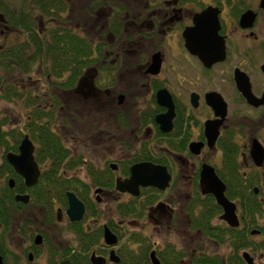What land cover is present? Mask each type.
I'll return each instance as SVG.
<instances>
[{"label":"flooded vegetation","instance_id":"1","mask_svg":"<svg viewBox=\"0 0 264 264\" xmlns=\"http://www.w3.org/2000/svg\"><path fill=\"white\" fill-rule=\"evenodd\" d=\"M89 1L90 6H83V10L76 0H71L72 10L68 23L83 33H88L93 39V62L83 68L74 87L62 88L50 84L51 88L46 89L47 95L51 97L47 101L51 107L54 104L52 98L60 97L62 104L56 109L65 117V121L55 129L61 130L62 140L65 148L70 151L71 158L79 159L77 165L70 169L65 167L63 175L69 179L79 178L80 184L90 190L97 216L84 220L87 204L74 190H68L67 193L74 192L86 208L84 217L79 221H72L67 214L69 200L67 207L56 203L55 218L54 215L45 217L46 209L37 205L42 209L44 216L42 225L27 217L21 220L16 230L23 245L18 251H0L4 264H78L75 256L81 255L82 252L76 225L81 221L85 229L94 231L100 237L103 228L101 240L105 247L95 246L97 248L91 252L89 258L91 264H95L93 255L104 258V264H123V260L124 264H129L132 259L131 254H126V247L137 248V244L133 245L132 240L136 233L147 235L153 243L149 254L151 264H154L153 257L160 264H168L170 258L164 254L168 246H175L185 252L180 264H184L187 259H190L188 264H196L197 255L207 252L194 251L190 254L185 246L172 240L178 235L172 239L165 238L159 243L151 233L145 232V227L143 228L146 224H151L154 230L164 228L166 220L170 222L174 219L176 208L173 207L175 202H171V199H174L179 188L185 185L186 178L189 179L190 190L187 195L177 197V201L180 203V198L182 200L189 230L206 240L218 243L216 239L206 236L201 228H197L195 220H211L212 225L214 223L234 229L240 228L255 240L254 246L241 250L242 257L248 252L253 264L255 255L264 260L263 250L258 249L256 243L264 239V162L258 165L252 156L254 140L260 141L264 146V140L262 141L257 127L253 126L262 122L260 115L264 119V102L254 105L244 93L250 88L257 98L264 97V57L258 58L264 54V26H260L264 15L263 0ZM204 11H207L212 19L217 15L218 34L224 41V50L215 49L213 54L207 41H197L198 26L195 17ZM82 12L103 21L98 27L95 26L97 35L92 36L89 30L85 29L82 20L77 25L73 24L78 20L74 19V15ZM246 14L249 16L244 17ZM0 21L7 29L13 28L4 18L2 11ZM40 25L46 29L42 22ZM191 28H194V34L191 35L193 44L198 47L208 45L209 57L212 60L210 65H206L201 57L187 46L184 34ZM16 31L18 33L16 32L15 36L2 34L0 46H5V43L13 38H20L22 30L18 28ZM215 44L218 48L221 42L217 41ZM69 75L70 73L65 74ZM36 80L39 83L43 79L37 75ZM39 88L44 89L41 84ZM160 91L167 92L174 103L173 128L169 132L162 131L156 121L159 114L168 110L167 106L158 101ZM73 93L81 102L83 111L97 109L109 113L112 120L109 123L114 124L116 130L113 137L122 145L123 156L117 158L116 163L112 162V158H106L104 165L99 164L87 154L76 151L71 145L70 141L75 137L69 134L70 127L80 122L81 114L78 105L77 115L75 105L66 104L65 98ZM153 113L155 117L154 121H151ZM33 143L36 159L39 143ZM146 155L155 156L157 162L144 159ZM2 158L1 155L0 160ZM162 161L166 163L163 164ZM141 162L166 166L171 175L169 186L165 189L141 186L139 195L118 190L117 179L130 177L133 165ZM38 164L41 172L39 182L46 167L39 162ZM204 165L212 166L224 184V195L234 208V217L231 219L226 217V208L218 201L215 193L205 191L206 185L201 182ZM51 170L53 172V169ZM234 173H238L241 178L234 181ZM16 174L17 179L11 178L9 181L11 188H14L18 181L21 185L20 191H16L15 200L17 194L30 195L29 202L16 200L19 203L20 215L25 208L36 206L32 203L31 189L38 182L28 186L25 178L17 172ZM113 180L114 185L111 186ZM101 193L113 196L114 206L111 209L103 208L99 198ZM134 204L138 206L133 208ZM128 209L130 214L124 216ZM63 217H66V220H63ZM226 220H239V225L232 226ZM250 220H257L258 224L253 225ZM54 222L66 224V230L72 235L70 242L57 243L54 236L50 235V226ZM106 228L118 238L114 245L105 241ZM169 231H172L171 227ZM225 245L231 251L230 246ZM112 253L116 261L112 260ZM244 260L249 264L245 258ZM143 262L146 263V260Z\"/></svg>","mask_w":264,"mask_h":264},{"label":"trees","instance_id":"2","mask_svg":"<svg viewBox=\"0 0 264 264\" xmlns=\"http://www.w3.org/2000/svg\"><path fill=\"white\" fill-rule=\"evenodd\" d=\"M92 5L94 8V1ZM71 10V0H31L29 10L25 7L17 10L11 1L0 0V11L4 13L8 24L22 30L20 38L12 37L13 39L5 43V46H0V104L2 101L18 103L29 111L27 124L21 128L11 126L10 118L0 107V158L1 155L3 156L0 160V251L9 249L6 233L12 230L19 212V203L15 200V194L21 187L19 181L14 188L10 187V179L16 178L17 174L5 156L8 152H18L25 134H29L33 141L39 143L36 159L46 167L38 184L31 189L32 203L36 206L42 205L46 209L45 217L50 218L54 215L55 218L56 203L67 207V191L74 190L87 204L84 220L97 216L90 190L80 184L79 178L69 179L63 175V169L77 165L79 159L71 158L70 151L65 148L62 140L61 130L55 129L65 121L61 112L56 109L62 104L60 97L52 98L54 104L51 107L46 102L51 98L46 99L45 93L29 83L32 79L30 74L40 66L39 71L43 70L41 77H45V81L62 88H71L76 85L83 68L92 64L94 41L88 33H83L76 26L69 25L68 16ZM41 17L49 21L46 29L40 25V22H43ZM67 73L70 75L65 76ZM154 117L155 113L152 114L151 121H154ZM154 157L146 155L144 159L157 162ZM162 163L166 162L162 161ZM102 177L101 174V179ZM238 178H241L238 173L232 175L234 181ZM113 185L114 180L111 186ZM134 206L138 205L134 204L133 208ZM129 214V209L124 212V216ZM250 222L253 225L258 224L257 220ZM195 223L206 236L216 239L220 244H228L231 248L227 256L218 253L197 255L196 264H247L241 250L255 245L252 235L249 236V233L240 228L234 229L214 223L212 225L211 220H195ZM76 228L82 252L79 256L74 255L76 263L78 261V264H91L89 259L91 252L97 247H105L101 240L103 228L101 237L94 231L89 232L85 229L83 221L79 222ZM132 240L133 245L137 244V248L126 247V254H131L132 259L129 264H151L149 254L153 243L150 242L149 237L136 233ZM256 243L258 249H262L264 253V239ZM96 245L98 246L95 248ZM167 249L164 253L170 258L167 263L180 264L185 252L176 249L175 246H168ZM144 260L146 263L143 262ZM124 262L125 260L123 264Z\"/></svg>","mask_w":264,"mask_h":264},{"label":"rangeland","instance_id":"3","mask_svg":"<svg viewBox=\"0 0 264 264\" xmlns=\"http://www.w3.org/2000/svg\"><path fill=\"white\" fill-rule=\"evenodd\" d=\"M11 1L17 10H20L21 7H25V9L29 10L31 9V0H9ZM76 3L81 9L84 10V7L90 6L89 0H76ZM76 6V7H78ZM141 8V6H138ZM93 15V14H92ZM43 20V26H47L49 24V21L45 17H41ZM74 19L77 22H73V24L77 25V23L81 20L84 22L85 29L89 30V33L92 36H95L98 34L97 28L100 23L103 21L98 19L97 17H90L87 13H80L75 14ZM261 25L264 26V15L261 18ZM96 26V27H95ZM91 29V30H90ZM4 30V32H0V43H2V34H8L9 36H15L16 32L18 33V29L16 28H9L7 29L4 25H2V21H0V31ZM264 57V54H261L258 58ZM264 60V59H262ZM40 66L34 69L33 73L30 74L32 77L31 81L29 83L36 87L38 90H41L43 93H45V98L49 99L51 98L50 95H47V89L50 88V81H45V77L42 78L43 80H40L39 83L36 80L37 75L41 76ZM264 85V82H262ZM39 84L43 85V90L39 88ZM264 87V86H263ZM126 88V86H124ZM58 95V93H54ZM66 104L75 105V109L77 108V105L80 109L81 114H79L80 122L74 123V126L72 128L70 127V133L74 135L75 139L71 142V145L75 148L76 151L82 152L84 155L87 154L90 158L96 160L97 163L104 165V161L106 158H112L113 163H116L117 158H120L123 156L121 148L122 145L118 143L115 140V137H113V133H116V130L114 128V124H110L109 122L112 121L111 117L109 116L108 112L94 109V110H82L81 102H79L78 97L75 93L72 95H68ZM47 102V101H46ZM0 107L4 114H6L10 118V125L15 127H24L27 124V117L29 115V111L24 107L22 104L18 103H6L4 101L1 102ZM68 108V106L66 107ZM71 108L69 107L68 110ZM76 110V114L78 115ZM66 112V111H65ZM65 118V117H62ZM134 118V117H133ZM260 119L262 122L259 125H253L254 127H257V131L260 133V137L262 141L264 140V119L260 115ZM135 120V119H134ZM79 131H78V130ZM256 129V128H255ZM78 131V132H77ZM75 133V134H74ZM264 143V141H263ZM71 146L70 144H68ZM100 166V165H99ZM103 167V166H101ZM191 168V167H189ZM189 179H185V185L183 187L179 188V191L176 195V197L171 199V202H175L174 206L176 208L174 213V219L169 222V220H166L164 222V228H157L154 230L151 227V224H146L143 226L145 232L151 233L154 236V239L162 243L163 239L165 238H174L175 235H178V237H175V240L180 245L185 246L187 248V251L191 254L194 251H205L207 253H213V254H221L222 256H227L230 252L229 247L225 244H219L215 243L209 240L204 239L200 235L192 233L188 228V220L186 219V215L184 214L182 200L180 198V203L177 201V197L179 198L180 195L185 196L188 194L190 190V183L188 184ZM99 198H101V201L103 203V208H109L111 209L114 206V198L113 196H110L109 194H99ZM31 218L33 219L38 225H42L44 216L42 214V209H40L37 206H30L25 208L21 214H17L16 220H19L18 222H15L12 226V230H10L8 233H6V239L8 243V247L11 250H19L22 245L23 241L17 234V228L18 224L21 222L23 218ZM63 220H66V217H63ZM151 223V222H150ZM147 227V228H146ZM171 227V232L169 231ZM50 235L54 236L57 243H68L72 240V235L66 230V224L61 223L57 224V222H54L50 226ZM159 231V232H158ZM1 232V228H0ZM171 240V241H172ZM173 242V241H172ZM13 258V256H11ZM190 259H187L184 264H188ZM255 264H264V260L259 255H255Z\"/></svg>","mask_w":264,"mask_h":264},{"label":"water","instance_id":"4","mask_svg":"<svg viewBox=\"0 0 264 264\" xmlns=\"http://www.w3.org/2000/svg\"><path fill=\"white\" fill-rule=\"evenodd\" d=\"M264 5V0H263ZM249 14L244 15L248 17ZM243 17V19H244ZM208 15L207 11L197 14L195 17L196 25L198 26L197 41L200 43H205L206 41L211 45L212 54L215 49L220 51L224 50L223 38L218 34L219 23L218 17L215 14L214 18ZM194 28L189 29L185 32V37L187 41V46L190 50L195 51L206 65H210L212 60L209 57L208 45L196 46L193 44ZM220 41L221 45L217 48L216 42ZM215 61V60H214ZM244 91V89H243ZM245 96L248 98L250 103L254 105H259L264 102V97L259 99L251 92L250 88L244 91ZM158 101L161 105L167 106L168 110L165 113L159 114L156 118L157 123L160 125L161 130L164 132H169L173 128V118L175 116L174 103L171 96L165 91H160L158 93ZM208 126V125H207ZM196 145V144H192ZM191 145V146H192ZM199 147V145H197ZM35 145L30 139L29 134H26L21 141L19 146V152H8L6 157L8 162L13 166L15 171L25 178L26 184L32 186L38 182L40 176V168L35 161ZM252 156L258 165L264 162V146L258 140H254L252 147ZM171 180V175L166 166L155 164L153 162H141L133 165L131 169V176L125 179H117V189L120 191H128L134 195L140 194L141 186H155L160 189H165L169 186ZM201 182L202 185H206L205 191H213L218 198V201L226 208L228 213L226 217L232 218L234 208L231 203L226 199L224 195L225 186L219 177L216 175L215 170L210 165H204L201 172ZM11 186H14L13 180L11 181ZM69 207L67 209V214L72 221L81 220L86 212L85 204L74 192H68ZM16 200L29 202L30 195L28 194H17ZM232 226H238L239 220H226ZM105 241L109 245H114L118 242V238L108 229L105 230ZM114 253V252H113ZM112 253V260L116 261L114 254ZM244 258L249 264H253L248 252L244 253ZM95 264H104L105 259L101 257H96L93 255L92 258ZM154 264H160L159 261L153 257ZM0 264H4L3 256L0 253ZM65 264H69L68 262Z\"/></svg>","mask_w":264,"mask_h":264},{"label":"bare ground","instance_id":"5","mask_svg":"<svg viewBox=\"0 0 264 264\" xmlns=\"http://www.w3.org/2000/svg\"><path fill=\"white\" fill-rule=\"evenodd\" d=\"M35 161H36V162H37V164H38V162H39V161H38L37 159H35ZM38 165H39V164H38ZM39 167H40V165H39Z\"/></svg>","mask_w":264,"mask_h":264}]
</instances>
